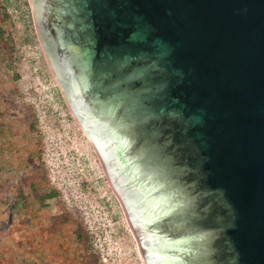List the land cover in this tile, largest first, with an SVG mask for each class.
<instances>
[{
	"label": "water",
	"instance_id": "95a60500",
	"mask_svg": "<svg viewBox=\"0 0 264 264\" xmlns=\"http://www.w3.org/2000/svg\"><path fill=\"white\" fill-rule=\"evenodd\" d=\"M29 1L143 263L220 264L227 233L237 264H264V0Z\"/></svg>",
	"mask_w": 264,
	"mask_h": 264
},
{
	"label": "rangeland",
	"instance_id": "374dc122",
	"mask_svg": "<svg viewBox=\"0 0 264 264\" xmlns=\"http://www.w3.org/2000/svg\"><path fill=\"white\" fill-rule=\"evenodd\" d=\"M0 264H144L29 0H0Z\"/></svg>",
	"mask_w": 264,
	"mask_h": 264
},
{
	"label": "flooded vegetation",
	"instance_id": "af4514ba",
	"mask_svg": "<svg viewBox=\"0 0 264 264\" xmlns=\"http://www.w3.org/2000/svg\"><path fill=\"white\" fill-rule=\"evenodd\" d=\"M42 3V0H39V7ZM54 46V45H53ZM53 49V47L51 48V50ZM165 119V120H164ZM171 118H168L167 116H164L160 119H158V122H155L157 124V127L160 129L161 127L164 128V131L166 132H171L173 131V133H175L176 138L174 139L175 141L173 142V144L171 145V147H176V156H181L184 158V160H188L190 158H194V154H195V145L194 143L190 140V138L187 136V133L185 132L184 129V125H182L179 120L175 119V121L173 120H169ZM155 121V120H154ZM174 123L170 126H168V124ZM175 125V126H174ZM185 157H190L188 159H186ZM187 164V163H186ZM191 175L193 176L194 179L198 178L201 181L202 179V174L198 173L195 169H191ZM207 196H210L209 194H206ZM223 201L224 204L227 206V208H229L230 210V205L228 200L223 197ZM210 206V208H209ZM215 211L216 209L211 208V203L209 201L206 202V204L204 205V210H203V215L204 218L209 222L212 223V219L213 216L215 215ZM230 215L232 216L231 210H230ZM225 233L227 232L228 228L225 229ZM222 242L228 247L227 249H229V255L227 254V251L222 252L221 257L220 255L217 256L220 264H229V258H231L233 264H237V258L235 255V252L230 248H231V241L230 238L228 236V234L226 233L224 236V239L222 240Z\"/></svg>",
	"mask_w": 264,
	"mask_h": 264
},
{
	"label": "trees",
	"instance_id": "16d2710c",
	"mask_svg": "<svg viewBox=\"0 0 264 264\" xmlns=\"http://www.w3.org/2000/svg\"><path fill=\"white\" fill-rule=\"evenodd\" d=\"M79 236H81V234H79Z\"/></svg>",
	"mask_w": 264,
	"mask_h": 264
}]
</instances>
